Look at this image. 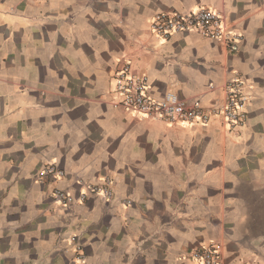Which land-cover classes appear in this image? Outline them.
Returning a JSON list of instances; mask_svg holds the SVG:
<instances>
[{"label":"crops","instance_id":"obj_1","mask_svg":"<svg viewBox=\"0 0 264 264\" xmlns=\"http://www.w3.org/2000/svg\"><path fill=\"white\" fill-rule=\"evenodd\" d=\"M200 6L225 17L238 51L151 32L155 14ZM125 60L153 96L209 109L239 73L246 120L132 115L114 91ZM51 162L62 178L39 177ZM105 179L110 201L52 197ZM213 242L228 264H264V0H0V264H191Z\"/></svg>","mask_w":264,"mask_h":264},{"label":"built area","instance_id":"obj_2","mask_svg":"<svg viewBox=\"0 0 264 264\" xmlns=\"http://www.w3.org/2000/svg\"><path fill=\"white\" fill-rule=\"evenodd\" d=\"M150 28L151 32L162 40L180 32H197L205 38L224 44L231 52L239 49V36L230 33L225 17L219 11L205 6L189 11L159 12L153 16ZM113 81L119 104L127 112L171 124L188 122L205 125L213 117H219L229 128H236L246 120L245 108L251 100V94L248 92L251 84L239 73L224 85V103L213 109L204 107L199 100H189L172 91L161 97L153 96L149 91L148 76L135 70L131 60L122 63L113 74ZM64 175V169L55 162L46 164L39 173L40 178L47 177L51 180L62 178ZM83 185L85 188L78 196L72 191L56 188L52 191V197L61 205H70L75 201L84 202L89 196H102L107 201L114 197L112 181L109 179H105L102 184ZM124 204L131 205L132 200L125 199ZM186 257L191 264H228L223 257L220 242L202 244L192 249Z\"/></svg>","mask_w":264,"mask_h":264}]
</instances>
